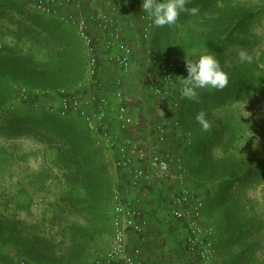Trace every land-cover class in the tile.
Listing matches in <instances>:
<instances>
[{"label":"rangeland","instance_id":"rangeland-1","mask_svg":"<svg viewBox=\"0 0 264 264\" xmlns=\"http://www.w3.org/2000/svg\"><path fill=\"white\" fill-rule=\"evenodd\" d=\"M18 2L43 14L33 0H15L14 9L0 11V264H87L94 252L109 245L113 198L117 188L128 196L130 182L80 124L55 127L31 119L24 133L9 132L10 121L17 124L18 116L29 114L24 104L7 101L16 92L15 83L24 80L43 89L71 84L86 65L74 32L51 24L40 29L41 18L18 13ZM192 6L200 8L198 15L182 13L177 26L155 27L151 57L186 60L207 49L222 67L246 62L248 69L239 74L245 78L237 87L240 96L201 106L203 94L210 91L204 89L196 100L175 98L169 107L156 101L160 107L153 108L169 122L168 149L190 159L185 184L206 206L204 223L215 232L217 264H264V0H216L207 11L201 0H191ZM61 28L70 33L63 35ZM229 35L238 41L211 48ZM240 50L252 55V62L242 60ZM200 111L211 124L207 130L196 120ZM211 156L221 159L223 171L227 165L236 169L220 195L215 188L223 179L211 182ZM195 162L205 165L194 167ZM249 165L260 177L243 173Z\"/></svg>","mask_w":264,"mask_h":264},{"label":"built area","instance_id":"built-area-1","mask_svg":"<svg viewBox=\"0 0 264 264\" xmlns=\"http://www.w3.org/2000/svg\"><path fill=\"white\" fill-rule=\"evenodd\" d=\"M82 1L33 0V4L41 13L55 16L76 30L86 56L83 78L74 85L56 90L31 87L25 82L15 83L16 92L11 103H22L37 111L48 110L83 121L93 133L95 145L105 151L116 169L121 170L132 191L140 192L142 185L152 184L157 177L170 182L166 198L168 215L182 222L187 229L184 246L191 262L217 264L215 232L204 223L203 202L186 186L180 158L164 148L170 132L169 122L159 114L161 123L153 131L144 138L133 135L135 117L131 112V85L137 82L140 96L143 94V97L169 107L172 99L181 96L168 81L188 75L186 60L149 57L150 65L146 68L140 63L135 65L136 51L125 37L127 22L123 21L122 12L134 5L142 24L138 33L141 42L145 43L155 27L142 10V0H100L101 9L89 14L80 10ZM73 4L77 8L71 7ZM103 53L107 54L112 75L103 74ZM137 69L143 70L137 74ZM141 202V195L126 196L120 188L116 189L110 243L94 252L87 264H145L140 238L148 232L149 221Z\"/></svg>","mask_w":264,"mask_h":264},{"label":"crops","instance_id":"crops-1","mask_svg":"<svg viewBox=\"0 0 264 264\" xmlns=\"http://www.w3.org/2000/svg\"><path fill=\"white\" fill-rule=\"evenodd\" d=\"M101 7L100 0H89L88 2L85 0L81 11L83 14H89L93 11L100 10ZM134 8V5H131L129 8H125L122 12L123 21L125 20L124 22H127L124 26L126 28L125 37L135 48V65L140 63L142 68H146V66L150 65V53L154 51L155 48L151 45L152 41L150 38L145 43L141 42V37L138 32L141 30L142 24L139 21L137 11H135ZM134 22L137 23V25H135ZM77 36L79 37L78 34ZM79 40L80 43H82L80 37ZM82 46L83 44L81 47ZM82 58L86 63V56L83 47ZM102 60L104 68L103 74L105 76L112 75L113 73L111 72L112 70L107 62L106 53H103ZM141 70L143 69H137V74L140 73ZM85 71L86 65L84 67V74ZM115 72H119V70H115ZM131 88L132 90L129 91L131 99V112L135 117L133 135H137L139 138H144L145 134L147 135L148 132L153 131V129L161 123V118H159L158 114L154 110V108L156 109L160 107V103L156 104V100L154 99L150 102L143 100V98H141L143 97V94L140 96L139 92L141 89L137 82H135L134 85H131ZM134 103H139V107L135 108ZM171 141V138H167L164 148L168 149V147H171ZM173 147H175V145H173ZM168 151L172 155L180 158L184 168V182L187 183L190 179V175L189 170H187L188 167L186 163L187 161L189 162L190 159L187 156L178 154L177 152L172 153V150L170 149H168ZM169 185L170 182L157 177L152 184L147 186V188H142V191L129 192V195L131 196L141 195L142 202L140 205L143 209L145 217L149 221L148 232L140 238L144 248L143 258L145 264H193L191 262L192 259L189 257L184 246V240L187 235L186 227L182 224V222L174 220L168 215V204L166 198L170 192ZM172 186L173 188L176 187L175 185ZM200 199L203 201L201 197ZM205 207L206 206L204 205L203 209Z\"/></svg>","mask_w":264,"mask_h":264},{"label":"trees","instance_id":"trees-1","mask_svg":"<svg viewBox=\"0 0 264 264\" xmlns=\"http://www.w3.org/2000/svg\"><path fill=\"white\" fill-rule=\"evenodd\" d=\"M215 1L216 0H201V3L204 6H205V3H206L205 10L207 11L209 5L213 4ZM14 7H15V0H0V11L1 12L5 11V9H10V8L14 9ZM16 7H21L19 10H16V11L18 13L22 14V15H26V12H29V13H32L34 16L40 17L41 21H42V24H38L40 29L42 28V29L45 30V27H47L46 24H51V25H56V26H60V27H65L64 29H69V31H72V32H74L77 35L76 31L72 27H70L69 25L64 24L61 20L57 19L56 17H54V16L47 17V16H45V14L43 15V14H40V13H38L36 11L32 12L31 10L26 9V4L24 2H18V5H16ZM227 21L228 20H225V23H228ZM222 23H223V21H222ZM235 25H238V24L235 23ZM219 26L224 31V28H222L221 24ZM221 32H222V30H221ZM47 33H49V32H47ZM61 33L63 35H68L70 32H68L67 30H63V28H61ZM219 33H220V31H219ZM236 41H238V40L235 39V38L230 37V35H229L228 37H225L223 39H218L216 41V43L211 45L212 46L211 48L215 51L216 49L219 48V46H224L223 48H225V46H228L230 43H234ZM79 43H80V40H79ZM81 45H82V43H80V47H81ZM82 47H81V49H82ZM240 66H236V67L235 66H229V67L224 66L223 67L224 70L228 73V75H230L228 85L225 88H223V89L210 90L209 92H206L205 94H203V99L201 100V104L200 105L204 106L207 103V101L210 100L211 101V105L213 106V105H217V104H219V103H221L223 101H229L230 98L239 97L240 96V92H239V89L237 87H238V84L239 83L241 84L242 81H244V79H245L243 77V74L242 75H239V74L245 72V69L246 70L248 69L246 62H244V64H242ZM83 76H84V68H83V71H82V77L77 82H74V83H71V84H67V85L66 84L51 85L50 87H47L45 89H55L56 90V89L61 88V87L74 85V84L78 83L83 78ZM19 82H25V83L29 84L28 82H26L24 80H19ZM31 86L33 87V85H31ZM34 86L37 87L36 85H34ZM14 96H15V92L11 91L9 93V97H8V100H7L8 103L14 98ZM25 108L27 109V110H25L26 113H29V114H24L23 116H18V118H17L18 123L17 124H15L13 122V120L8 123V125L11 127L10 130H9L10 133H12V134L24 133L25 131H27V127L31 124V122H30L31 119H34L35 121H37L39 123H42V124L53 123L55 125V127H57V125L62 123V122H69L70 124L73 122V123L80 124V125L84 126L88 130V132L90 134V137H91V140H92V143H93L94 147L99 152H101L102 154H106L105 151L101 150L100 148H98L95 145V137H94L93 133L91 132L89 127L83 121H81L80 119H77V118H74V117L62 116L59 113L50 112L48 110L37 111V110L31 108L30 106H25ZM14 111H16V110H14ZM179 115H180L179 119L181 120V123H182L183 122V120H182L183 117H182L181 112H179ZM180 120L178 121L179 124H180ZM186 125L187 124L185 122L180 124V129L184 133L187 130V126ZM183 132H182V135H183ZM191 141L192 140L187 142L188 145H191V143H192ZM189 150L192 152L191 146H190ZM188 152L189 151L187 150V153ZM220 160L221 159L219 157L218 158H216V157L214 158L213 156H211V161H210L211 162L210 163L211 164V169H210V175L209 176L211 178V182H213L215 180H218V179H223V183L216 185L215 190H216V194L217 195H220V194L223 193L224 189L226 188V185L229 184V182H228L229 178H232V177H234L236 175V169L234 170L233 166L227 165L225 167V170L223 171L220 168V166H219ZM195 163L196 164H194V167H196V166L203 167L205 165L203 162H200V163L199 162H195ZM191 170H192V168H191ZM257 170H258L257 168L254 169V168H252L249 165L248 168H244V172L243 173H245L246 176L249 177V178H257L258 176L260 177V174H258ZM109 217H111L110 213H109Z\"/></svg>","mask_w":264,"mask_h":264},{"label":"clouds","instance_id":"clouds-1","mask_svg":"<svg viewBox=\"0 0 264 264\" xmlns=\"http://www.w3.org/2000/svg\"><path fill=\"white\" fill-rule=\"evenodd\" d=\"M190 2L191 0H142L141 7L154 27H175L182 13L192 16L200 13L199 7H188ZM238 55L247 62L253 60V56L245 50H240ZM186 68V77L178 76L176 80L168 81L173 89H178L184 99L196 100L201 90L223 89L229 83V75L213 51L206 49L192 58L186 57ZM196 120L204 130L211 127L204 111L197 113Z\"/></svg>","mask_w":264,"mask_h":264},{"label":"water","instance_id":"water-1","mask_svg":"<svg viewBox=\"0 0 264 264\" xmlns=\"http://www.w3.org/2000/svg\"><path fill=\"white\" fill-rule=\"evenodd\" d=\"M161 113H162V112H161ZM162 114H163V113H162ZM162 114H161V115H162Z\"/></svg>","mask_w":264,"mask_h":264}]
</instances>
